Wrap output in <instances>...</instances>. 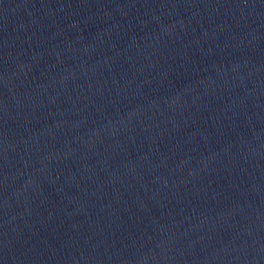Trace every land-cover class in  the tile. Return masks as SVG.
Instances as JSON below:
<instances>
[{
    "label": "water",
    "instance_id": "95a60500",
    "mask_svg": "<svg viewBox=\"0 0 264 264\" xmlns=\"http://www.w3.org/2000/svg\"><path fill=\"white\" fill-rule=\"evenodd\" d=\"M0 264H264V22L0 54Z\"/></svg>",
    "mask_w": 264,
    "mask_h": 264
}]
</instances>
